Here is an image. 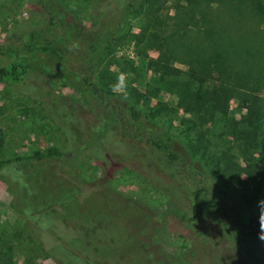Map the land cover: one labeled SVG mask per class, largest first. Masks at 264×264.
Wrapping results in <instances>:
<instances>
[{"label": "rangeland", "instance_id": "obj_1", "mask_svg": "<svg viewBox=\"0 0 264 264\" xmlns=\"http://www.w3.org/2000/svg\"><path fill=\"white\" fill-rule=\"evenodd\" d=\"M100 1L0 0V62L24 61L27 80L37 88L0 82V158L47 147L64 153L0 170V264H56L51 252L40 249L25 229L27 216L41 209L63 224L68 219L82 222L85 229L90 210L101 226H116L124 233L115 236L117 244L128 241L130 225L119 215L125 210L139 229L157 230L154 238L138 235L140 253L128 250L121 258L125 263L264 264V239L252 242L258 255L248 257L216 208L237 215L255 202L258 138L244 130L241 100L230 97L223 111L198 108L180 98L182 91L190 97L194 89L187 71L203 68L215 46L225 53L231 80L264 82V18L249 0H161L159 9L156 1L131 21L126 34L101 50L97 67L89 69L85 42L69 21L101 27ZM60 15L65 16V33L57 21ZM151 31L157 37H149ZM213 31L221 33L215 37L220 44ZM30 36L35 46L23 44ZM160 63L170 65L164 78L176 79L171 92L158 86ZM93 73L111 89L107 106L87 91L84 77ZM126 94L127 101L156 108L151 123L156 133L163 125L179 133L173 144L176 158L147 144H141L145 149L134 160L108 151L99 154L97 146L89 149L111 129L119 135L121 125L142 130L126 116ZM187 119L194 121L192 128L180 133ZM130 150L128 146L126 155ZM139 162L149 175L156 173L143 163L156 166L164 183H150L137 171ZM18 173L31 181V189L15 181ZM75 182L98 183L83 193L85 205L75 195ZM166 184L172 185V192ZM199 185L217 204L202 207L198 218L189 220ZM111 191L119 201L108 198ZM166 218L168 227L159 225ZM161 246L166 257L160 254Z\"/></svg>", "mask_w": 264, "mask_h": 264}, {"label": "trees", "instance_id": "obj_2", "mask_svg": "<svg viewBox=\"0 0 264 264\" xmlns=\"http://www.w3.org/2000/svg\"><path fill=\"white\" fill-rule=\"evenodd\" d=\"M52 1V0H50ZM157 9L161 7V0H101L97 5V17L101 23V27H96L93 24L86 25L80 20L69 21L71 27L85 42V55L87 57L89 69H95L97 67L98 58L101 50L108 46L117 37L126 34L130 28L131 21L147 13V11L156 4ZM257 15L264 18V0H249ZM48 4V3H45ZM59 23L65 21V16L60 15L57 17ZM63 33L66 25L61 23ZM221 35L216 31H213V38L217 44H220L219 39L216 36ZM149 37H157V33H148ZM23 44L27 46H35L30 36L28 39L24 37ZM216 51L211 54V58L205 62L203 68H195L187 71L188 76L192 78L194 89L190 90V97H187L184 91L180 98H186V102L196 105L198 108H211V109H223L227 111V105L230 97L241 100V107L245 110L244 115V130H247L249 134H252L255 138H258V152H257V166L255 168L256 179V191L254 194V204L247 212H242L237 215L226 213L221 206H217L221 210L222 214L228 221L233 237L238 242L239 248L248 256L254 257L258 255V250L252 246V242H257L264 239V82L261 80H254L251 82H237V80H231L227 77V72L231 70V67L226 65L225 53L220 50V47L215 46ZM26 63L24 61H11L0 62V82L9 84L23 85V88L36 90L34 83L27 80V73L25 70ZM161 65V66H160ZM159 74L161 77L158 86L164 91H172L176 79L170 81L165 79L164 76L168 74L170 65L166 63H160ZM90 72V71H89ZM172 73V72H171ZM170 73V74H171ZM223 75V76H222ZM231 75V74H230ZM84 82L87 87V91L92 97L98 101L99 104L104 106L108 105L107 96L111 93L110 88H104L97 74H86ZM113 94V93H112ZM125 97V112L126 116L130 120L132 126H143L140 131H133L128 127L121 128L123 132L119 135L114 133L111 129L108 134L100 138L98 144L91 145L89 149L95 151L94 146L98 147V151H108L112 156L125 159L130 157L132 160L136 158V154L140 150H144L141 144H147L153 149L162 150L166 152V156L169 159L176 158V154L173 152V144L179 133L170 132L168 128H164V125L158 129L156 133L152 128L154 114L156 108L152 106L140 107L130 101H127L129 95ZM124 99V98H123ZM192 100V101H191ZM192 119H187L181 132L192 128ZM150 124L151 128L144 124ZM1 140V139H0ZM1 145V141H0ZM130 146L131 150L126 155V148ZM64 153L58 147H47L44 150H36L30 155H17L6 158H0V170L11 168L14 163L23 160H41L50 157H60ZM138 162V161H137ZM143 162V161H142ZM153 163V162H152ZM138 163L135 166L140 170H137L142 176L150 183H164L163 177L155 171L153 165H146L145 169L148 171L153 170L155 174L149 175ZM154 164V163H153ZM157 167H159L157 165ZM162 171V174H164ZM145 173V175H144ZM23 174V173H22ZM18 173L13 176L15 181L22 187L31 189V181H24V175ZM74 192L75 195L85 205L83 193L91 191L89 187L97 188V182H75ZM172 192V185L166 184ZM207 188L205 186H198L196 189L195 197L197 202L193 203L190 207L191 216L189 220H196L198 212L204 206H215L217 201L212 202V198L207 196ZM111 197L114 200L119 201L117 193L111 191L108 193V198ZM86 208V206H85ZM123 208V207H122ZM124 209V208H123ZM88 210V209H86ZM90 212V213H89ZM120 212L123 210L120 209ZM89 220L87 228L85 224L77 220L68 219L65 224L55 220L50 216L46 210H38L32 215L27 216L25 220V229L28 231L29 236L36 242L38 247L44 251H50L53 260L56 264H131V261L125 263L121 260L123 255L128 250L133 251L139 255L140 246L138 235L145 236L146 238L156 237V231L153 229L148 230L140 228V225L135 223L129 213L126 212L123 215L124 223L130 225L128 230V241L125 243L117 244L115 241H119L115 238L117 235H124L119 233L116 226L107 229L101 226L96 219L92 211L88 210ZM117 214V213H116ZM117 214V221L118 216ZM67 216V215H64ZM94 219V220H93ZM168 218L161 219L159 225H166ZM122 223V224H124ZM112 224H115L112 222ZM168 227V226H167ZM156 229V228H155ZM138 239L135 242L133 239ZM127 239V238H126ZM140 243H142L140 241ZM132 248V249H131ZM164 247H160V254L166 257L167 253L163 251ZM218 254V249L213 248ZM112 257H111V256ZM119 256V258H117ZM148 263V262H147ZM152 264V262L148 263Z\"/></svg>", "mask_w": 264, "mask_h": 264}]
</instances>
